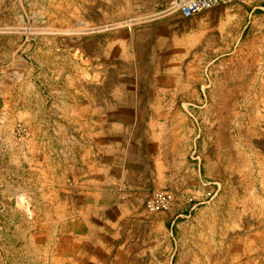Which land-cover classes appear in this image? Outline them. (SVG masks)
<instances>
[{"label":"rangeland","instance_id":"1","mask_svg":"<svg viewBox=\"0 0 264 264\" xmlns=\"http://www.w3.org/2000/svg\"><path fill=\"white\" fill-rule=\"evenodd\" d=\"M250 1L188 19L182 0H0V264H50L71 221L106 248L89 264L263 255L264 0Z\"/></svg>","mask_w":264,"mask_h":264},{"label":"crops","instance_id":"2","mask_svg":"<svg viewBox=\"0 0 264 264\" xmlns=\"http://www.w3.org/2000/svg\"><path fill=\"white\" fill-rule=\"evenodd\" d=\"M170 1L173 0H164L165 4H168ZM242 3H249L250 0H241ZM172 15V14H171ZM173 18H171V21ZM160 33L158 34L160 37V43L161 44H173L176 41V33L174 31V27L171 25V30L168 28L167 33H164V30H160ZM171 38V39H170ZM174 51V49H173ZM175 62V61H174ZM171 63V65H170ZM169 66L167 67L170 69L171 66V76H174V71L176 66L175 63L172 64V61H170ZM112 228H114L112 226ZM79 222L71 221L70 226L68 229L64 232V230L61 232V236L57 237V243L55 245V248L52 252L47 254V261L49 260L50 264H89L90 262H96V259L102 258L101 255H98L99 253L104 252L106 249L103 243V248H96L95 243H93L92 248H86L85 240L90 242V239L87 236H80L79 234ZM114 233H112L113 235ZM116 234V238H118V234ZM89 235L91 233L89 232ZM256 238H260L256 235ZM83 240V241H81ZM104 240V239H103ZM264 241V240H263ZM105 242V241H104ZM118 243V242H116ZM111 244V243H110ZM114 246L112 245L110 250L113 249ZM117 253L119 250V247H115ZM255 263L254 264H264L259 263L260 261H264V253L261 256H257L254 258Z\"/></svg>","mask_w":264,"mask_h":264},{"label":"bare ground","instance_id":"3","mask_svg":"<svg viewBox=\"0 0 264 264\" xmlns=\"http://www.w3.org/2000/svg\"><path fill=\"white\" fill-rule=\"evenodd\" d=\"M231 1L232 0H182L180 12L183 17L190 19L210 11L215 7L227 6ZM153 208L149 207V210L152 212L154 210Z\"/></svg>","mask_w":264,"mask_h":264}]
</instances>
